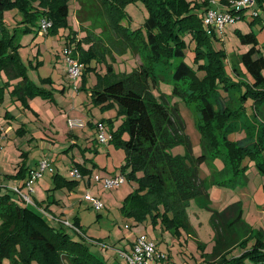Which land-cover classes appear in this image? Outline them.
I'll return each mask as SVG.
<instances>
[{
    "label": "rangeland",
    "instance_id": "374dc122",
    "mask_svg": "<svg viewBox=\"0 0 264 264\" xmlns=\"http://www.w3.org/2000/svg\"><path fill=\"white\" fill-rule=\"evenodd\" d=\"M68 2L70 6L68 24L61 27L57 33L42 31L40 29L42 19L26 22L18 8L4 10V24L10 35H15L14 42L19 43L16 49L28 68L31 79L39 86L49 88L52 94L37 95L30 99L34 109L24 108L10 93L14 84L19 81L18 78L10 80L6 71H0V121L6 130L12 128L8 137L0 134L2 141L0 142L2 146L0 185L6 188L19 179L5 175L14 173V167L19 161L21 164L25 162L27 166H31L37 159L47 158L50 164L44 175L35 182L32 198L43 201L45 197L54 195L56 199L61 200L62 206L67 208V217L71 222L76 215H79L81 225H78V229L65 226L66 230L72 237L84 240L93 252H97L109 264H127L119 251L124 250L122 248L128 239L140 234H146L149 239L154 240L159 250L167 253L171 261L177 264H216L208 257L212 254L215 245L212 213L222 211L237 201L241 202L243 218L255 234L248 241V247L251 248L258 238L264 241V144L257 146L261 134L260 125L256 124L259 117L255 115L253 101L251 98L245 99V113L235 120V129L228 132L231 140L242 141L244 145L253 144L254 149L257 150L252 156L249 154L243 157L240 166L237 167L235 161L231 160L227 148L223 149L221 144L215 145L214 139L204 141L205 135L200 128L202 119L197 102L173 93L172 76L181 58L173 59L169 68L161 61L153 62L157 83L152 91L161 101L165 99L169 105L178 107L185 133L191 142L192 156L207 154V159L199 165V169L208 188L209 201L192 199L185 205V216L190 223L189 231L184 227L179 231L170 230L161 216L155 220L153 215L148 214L145 220L139 222L135 217L124 214L122 206L125 198L138 187V179L126 178V182L112 189H105L97 179L112 175L121 170L122 165L126 163V150L121 146L117 147L109 138L111 131L122 128L126 116L120 112V107L116 103L106 107L96 104L91 91L100 79L108 80L117 74L134 71L142 63V54L145 55L147 51L143 48L135 49L134 52L129 46L122 50L118 46V50H122L119 52L111 47L109 52L104 50L98 53L90 62L91 68L85 71V65L75 48L79 41L84 47L89 46L85 41L88 31L93 37L94 33L98 37L101 33L103 42L104 40L110 42L108 40L110 36L116 38L120 36L114 34L112 28L110 29L102 0H82L91 10L87 15H93L92 18L97 20L94 21V25L91 19L81 22L77 18L76 13L80 7L77 0H68ZM182 2L201 19H204L207 8L221 10L233 4L231 0H227L226 3L225 0H183ZM262 3L263 6L254 0V6L235 13L236 21L227 24L223 31L215 26L214 29L206 26L207 30L203 24L209 35L210 48L213 47L217 52L224 53L223 76L227 77L228 83H236L229 91L221 87L223 91L220 93V98L230 103V98L235 96L233 105L238 106L241 103L238 107L243 104L239 96L246 90L247 84L253 81L241 61L242 54L251 47V43L241 41L242 35L250 32L260 35L264 53V0ZM255 10L257 14L254 13ZM124 13L125 17L120 21L124 27L130 31L141 29L143 33L146 32L143 23L150 16V9L144 0L128 3ZM83 14L84 11L82 16ZM47 20L52 22L51 19ZM102 26H104L103 31H109L107 34L101 32ZM116 42L119 43L121 40ZM187 42L190 46L185 60L196 69L194 54L197 39H188ZM104 47L107 45L105 44ZM68 51L73 52V56L84 66L75 82L68 80L66 62ZM60 84L65 85V90H61ZM7 108L16 115V118H11V122L9 118L4 117ZM70 119H80L86 125L85 128L80 125L73 127L76 133H84L78 142H74V138L69 134L72 129L69 124ZM101 123L105 126L108 138L105 143L95 137L96 133L98 135V125ZM252 123L257 127L249 128V124ZM125 137H127L126 131H124ZM171 150L176 155H186L188 152L185 144H177ZM187 159L191 162L190 158ZM84 161L88 168H93L96 175L91 188L86 187L83 178H80L75 188L67 185L54 188L55 174L60 173L69 179L77 178L76 164ZM238 168L239 175L236 174ZM90 176L91 174H86V178ZM137 176L141 177L142 172H138ZM22 190L27 191L25 187ZM72 191L77 195H73ZM87 193L100 198L104 205L101 210L94 208L89 200H84ZM12 194L18 198L16 193L12 192ZM54 205V211L59 213L57 205ZM242 251L243 249L238 247L232 255H238ZM2 264H10L9 259L5 258ZM161 264H167V261Z\"/></svg>",
    "mask_w": 264,
    "mask_h": 264
},
{
    "label": "trees",
    "instance_id": "16d2710c",
    "mask_svg": "<svg viewBox=\"0 0 264 264\" xmlns=\"http://www.w3.org/2000/svg\"><path fill=\"white\" fill-rule=\"evenodd\" d=\"M102 1L108 25L120 37L108 36L111 43L105 40L103 42L101 33L98 34L99 37L94 33L97 38L94 39L87 30L85 41L89 46L86 48L79 41L75 48L85 65V71L91 68L90 62L98 53L104 50L109 52L111 47L118 50L119 46L123 50L129 46L133 51L143 48L147 51L145 55L142 54L144 59L134 71L117 74L108 80L100 79L91 91L96 104L106 107L116 103L120 112L126 116L122 128L111 131L110 141L126 150V163L122 165L121 173L126 178L138 179V187L125 198L122 210L125 215L133 216L139 222L151 214L155 220L161 216L166 227L172 231H179L181 227L189 231L190 223L185 216V205L192 199L209 201L208 188L199 169V165L207 159V154L192 156L191 142L185 133L178 107L169 105L165 99L161 101L153 94L157 73L152 64L161 61L169 68L173 59L181 58L172 76L173 93L197 102L204 141L214 139L215 145L221 144L223 149L227 148L231 160L239 167L243 157L249 154L252 156L257 151L253 144L235 142L228 135L229 131L235 129V120L245 113L244 102L247 98L252 99L255 115L259 117L256 124L260 125L261 137L257 146L264 144V53L260 35L250 32L241 37L242 42L251 43V47L242 54L241 61L253 81L247 84L246 90L239 96L243 104L238 107L241 103L233 105L235 96L230 98V103L220 98L223 91L221 87L229 91L236 85L235 82L228 83L227 77L223 76L224 53L210 48L203 19L190 10L183 0H144L150 9V16L143 23L144 33L141 29L130 31L120 23L125 17V6L136 0ZM77 2L80 6L77 18L81 22L91 19L94 25L97 20L92 18L93 15H87L91 12L89 6L82 0ZM226 2L227 0L224 3ZM257 2L263 6L262 0ZM14 7L23 13L24 20L28 23L51 19L52 27L48 33H57L68 24L70 6L68 0H0V71H6L10 80L18 78L19 81L10 92L11 96L20 101L24 108L31 109L30 99L37 95H50L52 91L31 79L28 68L16 49L19 43L14 42L15 35H10L4 24V10ZM221 10L238 12V9L232 7ZM83 11L85 14L82 16ZM100 28L102 33L109 32L103 31L104 26ZM192 38L197 39L194 54L196 69L185 60L190 46L187 40ZM105 44L107 47H104ZM5 117L14 118L9 111ZM256 124H249L248 127H257ZM124 131L127 132L125 138ZM177 144L186 145V155L172 152L171 149ZM25 165L23 162L17 175L13 176L24 179L23 183L29 177V170ZM76 168L81 173L77 178L69 179L60 173L55 174L54 188L66 185L75 188L81 177L93 171V168L79 162ZM138 172H142L141 177L137 176ZM236 174H240L239 168ZM12 192L14 191L9 186L3 188L0 185V264L5 258L9 259L10 264H109L106 259L93 252L84 240L72 237L66 230V225H54L38 207L26 204L20 195L16 193L18 198L14 197ZM73 224L76 225L74 222ZM212 224L215 245L212 254L208 256L210 260L216 264H264L263 239L258 238L251 248L248 247V241L255 234L243 218L240 201L228 205L222 211H213ZM238 247L243 251L232 255Z\"/></svg>",
    "mask_w": 264,
    "mask_h": 264
},
{
    "label": "built area",
    "instance_id": "2783aa9c",
    "mask_svg": "<svg viewBox=\"0 0 264 264\" xmlns=\"http://www.w3.org/2000/svg\"><path fill=\"white\" fill-rule=\"evenodd\" d=\"M231 2L233 4L230 7L236 8L238 9V11L243 8L254 6V0H231ZM254 13L257 14V11L255 10ZM235 21H236L235 13L226 10H217V9L209 8L204 15L203 24L205 28L206 26H208L210 29H214L213 27L215 26L217 29L219 28L220 30L223 31L227 24L234 23ZM51 27H52L51 21H48L46 18L41 20L42 31L48 32V30ZM66 62L68 67L69 78L73 80V82H75V80H77L79 75L82 73V69L84 67L83 63H81L79 59L74 57L73 52L71 51L67 52ZM69 124L71 127H75L78 125L84 126L82 120H76V119H70ZM109 138L111 139L112 135H110ZM98 140L102 143H105L108 140L105 132V126L102 123L98 125ZM1 149L2 146L0 144V151ZM49 164L50 161L47 158H44L38 162L36 167L29 170V177L25 181L23 186L27 189L26 192L22 190L23 187L17 185L11 186L10 189L13 190L15 193H17L18 195H20L26 204H29L34 207H38L49 218L55 219L51 213L47 212L44 208L39 206L36 200L32 198V193L34 192L35 189L34 184L36 181L40 179V177L44 175ZM75 175L76 177L81 176V173L77 168L75 169ZM97 180L102 183L105 189H112L126 182V177L123 173H119L112 176L99 178ZM85 197L91 202L92 206L97 210H101L103 208L104 205L100 200V198H98L97 196L87 193ZM61 222L67 227L69 226L78 229L76 225H74L73 223L67 220H61ZM119 252H120L119 254L126 260L127 264H161L164 261H167V264H177L171 261L167 253L159 250L156 242L152 239H149V237L146 234H140L136 237L132 250L130 251L120 250Z\"/></svg>",
    "mask_w": 264,
    "mask_h": 264
},
{
    "label": "crops",
    "instance_id": "0c3cea01",
    "mask_svg": "<svg viewBox=\"0 0 264 264\" xmlns=\"http://www.w3.org/2000/svg\"><path fill=\"white\" fill-rule=\"evenodd\" d=\"M70 78L68 77V80H69ZM71 80V79H70ZM61 86H62V89L61 90H65V85H62V84H60ZM44 87V86H43ZM49 89V88H48ZM29 104H30V106H31V108H32V110L34 109L33 107H32V101L30 100L29 101ZM75 106H77V104H75ZM7 111H9L10 112V114H12L13 116H14V118H16V115L14 114V113H12V111L11 110H9V108H7V110H6V112ZM6 112L4 113V117H5V114H6ZM38 114V113H37ZM76 120H80V119H76ZM10 122H11V118H10V120H9ZM103 121V120H102ZM84 123V122H83ZM4 124L3 123H1V121H0V128H1V130H2V133L1 134H3V135H5V136H7L8 137V134H9V132H10V130L12 129L11 127H10V130H6V127L5 126H3ZM86 127V125H85V123H84V126H82V128H85ZM96 133V132H95ZM69 134H70V136L71 137H73L74 139H73V141L74 142H78L79 141V138L81 137V135L82 134H84V133H76V131H75V129H73V127H72V129H71V131L69 132ZM112 135V134H111ZM95 137H97L98 138V135H97V133H96V135H95ZM76 138V139H75ZM0 142H2L1 141V138H0ZM43 158H39V159H37L36 161H35V163L33 164V165H31V166H27V165H25L26 166V168H27V171L28 170H30V169H32V168H34V167H36L37 166V164H38V162L40 161V160H42ZM80 163V162H79ZM20 164H21V161H19L18 163H17V165H16V167H14V173H6L5 175L6 176H16L17 175V173H18V171H19V166H20ZM26 164V163H25ZM81 164H84V165H86V162L84 161L83 163H81ZM87 166V165H86ZM119 173H121V170H119V171H117V172H114V173H112V175H114V174H119ZM96 175L94 174V170L92 171V173H91V176L89 177V181H88V178H86V176H84L83 177V179H84V183H85V185H86V187L87 188H91V184H92V181L94 180V177H95ZM82 178V177H81ZM23 181H24V179H16L15 180V182L13 183V185H17V186H23ZM95 181V180H94ZM98 181V180H97ZM12 185V186H13ZM10 187H11V185H9ZM73 192V195H77V193L76 192H74V191H72ZM70 194V193H69ZM37 198V197H36ZM84 200H87L88 201V199L84 196ZM36 202L40 205V206H42V208H44L47 212H49V213H51L53 216H54V218L55 219H51V218H49L46 214H45V216L47 217V218H49L50 219V221L54 224V225H56V226H59V224L61 225V220H67V221H69V222H71L69 219H68V217H67V208L66 207H63L62 206V202H61V200L60 199H56V197H54V195L53 196H50V197H45L44 199H43V201H40L38 198L36 199ZM54 202V203H53ZM54 204H56L57 205V207L56 208H58V211H59V213H56L55 211H54ZM41 211V210H40ZM42 212V211H41ZM73 222L74 223H76V226H80L81 225V220H80V216L79 215H76L75 216V219L73 220ZM73 222H71V223H73ZM137 236V235H136ZM136 236L133 238V239H128V241L124 244V247L122 248V249H124V250H128V251H130V250H132V247H133V244H134V242H135V240H136ZM97 253V252H96Z\"/></svg>",
    "mask_w": 264,
    "mask_h": 264
}]
</instances>
